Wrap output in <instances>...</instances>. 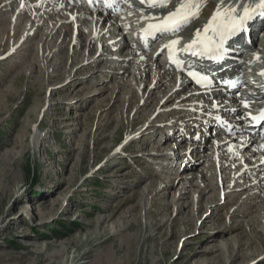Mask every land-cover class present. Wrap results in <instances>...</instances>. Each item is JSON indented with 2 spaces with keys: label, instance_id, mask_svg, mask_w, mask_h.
Here are the masks:
<instances>
[{
  "label": "rangeland",
  "instance_id": "1",
  "mask_svg": "<svg viewBox=\"0 0 264 264\" xmlns=\"http://www.w3.org/2000/svg\"><path fill=\"white\" fill-rule=\"evenodd\" d=\"M7 1L0 0V6L7 5ZM32 1L33 4L18 17L16 15L26 4L25 0H14L11 8L0 11V38L9 34V29L12 32L13 22L18 23L17 31L24 25L27 28L32 25L35 29L36 22L42 23L38 33L29 43L22 44L18 53L7 56L6 46L0 48V153L7 155L4 157L6 162L0 165V192L4 185L10 188L6 195H0V254L31 252L32 255L21 258L20 262L27 264L35 256L33 249L44 254L59 250L61 254L57 258L61 260L76 247L80 253L89 251L85 256L110 249V257L115 258L123 253L119 249L122 242L123 246L132 248L129 264H153L154 259L160 264H219L218 258L210 255L213 253H203V249L216 244L218 239L232 246V249L223 246L220 250L221 264H229L228 256L236 252L237 243L242 246L248 243L240 250L245 255L250 254L252 248L264 251V225L257 223L251 226L249 221L264 212V188L245 216L240 210L243 205L241 197L246 193L218 200L217 189L220 191L222 185L214 184L213 188H208L197 184L211 175L207 168H214L211 146L215 130L212 129L210 134L203 129L187 131V116H181L182 122L176 126L171 125L178 117L177 113L170 111L173 108L170 105H174L176 98L162 104L158 102L161 89L151 88L148 84L161 54L158 52L154 56L155 65L144 68L130 60L128 64H110L113 72L104 63L82 69L79 67L82 63L79 62L80 54L59 48L65 43L57 35L52 39L54 41H46L47 50L52 47L48 54L43 49L36 52L37 45L32 46L34 50L30 54L28 45L45 44L40 36L45 37L47 24L59 18L55 14L48 17L43 13L45 5ZM94 21L86 10L82 24L67 22L65 40L74 26L79 33L74 32L73 37L76 34L84 37L90 28H94ZM137 23L139 19L126 22L120 32L107 22L105 29L109 30L110 40L118 42L124 34L134 32ZM263 39L264 28L258 40H254L253 48L259 49L264 44ZM155 44L152 43L149 49L145 47L144 51L150 53ZM84 52L91 58L93 49L88 48ZM124 54L125 49H122L121 57ZM21 60H24L22 65ZM39 62L41 64L37 65ZM118 67L120 70L116 71ZM125 67L128 72H123ZM134 71L138 74L135 75ZM171 72L176 73L172 69ZM111 75L121 77L116 79ZM126 90L134 94L132 100L127 98ZM144 98L149 100L147 105L140 102ZM139 105H143L144 111L143 108L136 111ZM145 121L151 122L150 125H145ZM179 124L185 127L182 129ZM136 130L141 131L136 140L129 141L125 151L115 152L125 143L126 135ZM175 130L188 136L195 131L202 135H190L189 140L179 141L174 138ZM36 134L40 138L35 141L33 136ZM166 134L165 141L155 142ZM242 134L248 135V132L243 131ZM199 143L200 150H191V145ZM160 144L162 150L156 152L155 147ZM172 147L179 152L186 149L191 154L185 156V160L182 152L178 158L183 157V161L176 158L167 164L154 158L156 154L162 157L161 152ZM231 168L226 164L225 171ZM185 173L193 174L188 178L196 183L188 184L183 178L177 180L176 174ZM4 178H7L5 183L2 182ZM171 178H174L176 186L158 194L162 182ZM151 182L154 183L150 187ZM182 186L186 190L182 196L176 197L175 193ZM192 187H201L202 198L194 199L190 191ZM15 192L19 193V199H14ZM193 202L200 206L190 214L192 206L189 205ZM176 203L184 210L182 213L176 211ZM232 209L238 211L233 212ZM106 216L110 219L103 221ZM175 217L177 222L173 223ZM98 218L101 227L94 223ZM161 221L160 230L152 227L154 223L160 225ZM122 222H126V227L120 236L125 237L108 238L107 232L114 228L115 223ZM126 235L132 238L129 240ZM81 239L83 244H79ZM167 242L170 244L165 251ZM63 246L66 247L64 251L61 250ZM113 247L117 255L112 252ZM40 258L41 255L37 256ZM83 260L86 258H80L81 262ZM235 260L236 263L239 261L238 264H264V259L256 253L245 257L244 261L240 258ZM47 261L48 258H44L40 264ZM16 262L10 261L11 264Z\"/></svg>",
  "mask_w": 264,
  "mask_h": 264
},
{
  "label": "bare ground",
  "instance_id": "2",
  "mask_svg": "<svg viewBox=\"0 0 264 264\" xmlns=\"http://www.w3.org/2000/svg\"><path fill=\"white\" fill-rule=\"evenodd\" d=\"M25 1H26V4L24 5V7H22L20 9V12L17 13L16 17L20 16V14L22 12L26 11L28 6H31L33 4L32 0H25ZM72 1H73V3L70 2V0H36L35 3H40V4L45 5V11H43L44 14L49 15L48 17H51L52 15L55 14L59 18L56 20H51L50 22L53 21V23L47 24V26L45 27V30H47L48 33H46L44 35L45 37L42 38V36H40V38L42 39L41 41L44 42L45 44H40V45H38V43H36V44L32 43L31 45L29 44L27 47V49L29 50L28 53L31 54L32 50H34V48L32 49V46L37 45L36 52L43 49L44 53L48 54L50 52L49 48H52V47H49L47 50L48 44L46 45V41H47V39H48L49 43L54 41L52 39H54V36L57 35V36H60L62 38L61 41H63L65 43V45H63V47L62 46L59 47L60 45H58L57 48L58 47L59 48H66V49L71 50L72 53L80 54L79 55L80 56L79 62H82V63L79 67H81L82 69H85L87 67H92V66L97 67L99 64L104 63V64H107L106 67H108V70L113 72L110 64H114V63H116V64H128V62L130 60H134L133 61L134 64L137 63V65H141L143 68L145 66H153L156 63L154 56H157L158 52L163 51V55L160 57V59H157L159 61H157L158 63L156 64L155 69L153 70V74L151 75V79H149L148 84L151 88L158 87L161 89L160 90L161 94L158 96L159 97L158 102H160V103L163 102L162 104H166L171 99L176 98V100L174 101V105L173 104L170 105L171 107H173L170 111L173 113H177L178 117L175 118L177 120L174 123H171V125L173 127L176 126L177 123L182 122L181 116H187L186 121H188L187 124L189 123V125H188V128H186L184 126L185 129H187V131H193V129L202 130L203 128H204V130H208L210 128V126L214 125V122H216L215 121L216 118L221 117V118H225V120L226 119L231 120L232 128L235 127L238 130H241V131H237V132H234V133H231L228 135H226V134L219 135V133H218L214 136V139L212 141L214 143H212V146H211L212 147L211 157H212V163H213L214 168L210 169V170L207 168V171L211 172V175L206 177L204 180H200L201 182L197 183V184L198 185L200 184L201 186H206L208 188H213L214 184H217L218 187L220 185H222V188L220 189V191L217 189L218 198H219L218 200H222V198L227 197V196H232V195L235 198L239 195H245V193H246L245 197H241V202L243 205H241L242 210H240V212L242 214H244L245 216H247L246 213L249 212L250 205L252 203H254L257 199H259V196H258L259 192L263 190L261 188H264V186H263L264 185V123H261V124L256 126L253 124V120L251 118H249V116L241 118L243 116V114H245V113L250 114V113L255 112V110L253 109L252 106L250 108L246 109L243 107L242 104H238L239 107H236L235 110H233L232 112L231 111H225V108L230 107L229 105L232 106V104H230L229 102H225L224 100L219 98L221 91L218 90V88L212 87V88H207V89H198L193 85L191 80L186 77L185 73H183V72H178L175 74L172 73L171 69L173 70L174 67L172 64L170 65V62L168 61L167 56H166V47H164L166 45L167 40L179 39V41H180L179 42V47H180L179 49H183L184 46L182 47V44H181L183 42V40L184 39H190V42H191L194 38V34H195L196 30L197 29H201V30L203 29L204 25L207 24V22H208L209 18L211 17L214 9L216 8V5L219 2V0H206V6L203 7L199 17L192 20L186 27H184L179 32H177L175 34L166 33V34L160 35L158 38L159 42L156 43V45L154 47H152L153 49H152V51H149L150 53H147L146 51H144L145 47L140 43L139 39L136 40L134 38V32L136 30H138L137 32L141 31L142 30L141 28L144 27L145 22L137 24L136 28H135V26H134V28L132 27L134 29V32L131 31V33H130V31H129L127 34H124L123 38L120 41L116 42L114 40H110L109 36H111V35H110V33H108L109 30L105 29L107 22H109V26H112L116 30H118V31L120 30V32H122L126 26V22L128 20H131L130 18H128V19L122 18L121 19V18L116 17V16L115 17L106 16V17L101 18L100 16L99 17L97 16L95 19L94 25L92 24V26H94V28H90L84 37H78V36H76L77 34L75 35V37H73L74 32L79 33V29L78 28L75 29V26H74L73 30L69 34L67 40H65L64 37H65L66 30L68 31L67 22L71 23V21H72L74 25L80 24V23L82 24L84 15H86V4H85L84 0H72ZM133 2H136V4H139L140 6H142V8L152 10V11H155L157 13H164V14L166 13L167 14L168 12L172 11L177 5H179L181 3V0H173L170 4L167 5V7H156V8H149L147 6V4L142 3L141 0H134ZM242 2L249 3L250 5H252L254 7L253 3L259 2V0H242ZM6 3H8V4L7 5L4 4V6L3 5L0 6V11L1 10L5 11L6 9L11 8L12 4L14 3V0H9ZM225 3H227V0H225ZM34 7H37V6L35 5ZM29 9H32V8H29ZM35 15H36V13H35ZM60 15H62V16H60ZM63 15H66L67 17H63ZM1 16L2 15L0 14V18H1ZM158 17L161 18L160 16H158ZM56 22L57 23L60 22V23L57 25ZM258 22L259 21H256L255 23H251L249 21L247 22L249 24L251 32L255 31L256 27L254 24H257ZM100 23H101V25L99 26ZM130 25H132V24H130ZM195 25H198V26L195 28ZM16 26H18L17 21L13 22V24H12V27L14 28L12 30V32L10 33V29H9L7 31V32H9V34H7L4 38L3 37L0 38V48H1V46H3V48L6 46V49L9 51V54L7 56H11L13 54L18 53L22 44L27 43V42L29 43L33 39L35 34H37L38 31L41 29L42 23L40 21L36 22V28L35 29H33L32 25L29 28H27L24 25L23 27H21L19 29V31H17ZM80 26H82V25H80ZM2 29H4L3 25H2ZM191 30H193V31L191 33H189ZM14 34H15V36H14ZM202 37H203V33H202L201 38ZM94 43H95V47H94ZM52 46H53V44H52ZM83 47H85L84 51L88 48L93 49L91 58H88V56H87L88 53L86 54L82 50ZM115 49H117L118 51H113ZM122 49H125L126 54H124V56L121 57V50ZM154 53H156V55H154ZM178 53L184 54L185 52L184 51H178ZM248 57L249 58L247 60H250V61L252 60L251 62L254 65L260 66L259 68H256V70L264 71V69H263L264 68V44L259 49L252 48L249 51ZM23 63H24V60H21L20 65H22ZM260 63H263V64L261 65ZM40 64L41 63L39 62L37 65H40ZM239 69L242 72H244V74L246 73V75L247 74H252V75L257 74V72H255V67H253V66L247 67L246 65H244V66H240L237 70H239ZM101 70H103V69H101ZM119 70H120V68L118 67V69H116V71H119ZM124 71L128 72L129 70H128V68L125 67L123 69V72ZM233 71H235V70H233ZM60 73L61 72H58V74H60ZM134 74L137 75L138 71H134ZM69 76H70V72L67 73V77H69ZM111 77L118 79L121 76L111 75ZM243 81H245V80H243ZM244 89H246V88H244ZM126 95H127V98L130 100H132V98L134 97V94L132 92L128 93V91H127ZM137 98H138V96H137ZM229 100H231V98H229ZM140 102H142L143 105L145 103L147 105L149 100L147 98H144L143 100L141 99ZM214 104L217 106L213 107ZM143 105H141V107H140V105L137 106L138 108L136 109V111L140 112L142 110L141 108H143V111H144L145 108L143 107ZM156 107H160V106L156 105ZM227 108H226V110H227ZM225 114H228V115L226 116ZM232 114H235V115H232ZM153 120L154 119H152V121ZM150 123L151 122L145 121V125L147 124V126L150 125ZM217 126H218V124H217ZM180 128H182V126ZM218 129H221V127L219 126ZM176 131H178V130H175V132L173 133L174 138L179 139V141H183L185 139L189 140L190 135L195 136V137L202 135L199 131H197V132L195 131L194 134H190L189 136L186 134L185 135L182 134L180 131H178L176 133ZM243 131L248 132V135H243L242 134ZM140 132H138L136 130L134 132L127 134L125 143L122 146H120L118 149H116L115 152L120 153L121 151H125V149H127L128 142L129 141H135L136 138L138 137V133H140ZM258 133H259V135H258ZM254 136H257V137L253 138ZM166 137H167V134L164 135L163 137L157 138V140H155V142H157L159 144L164 139H166ZM39 138H40L39 134H36L33 136L34 140L35 139L38 140ZM238 139H240V140L236 141ZM164 143L166 144V142H164ZM161 145L162 144L155 147L156 152H158V150H159V152H160V150H162ZM176 146H177V144H176ZM191 146H192L191 150L198 151L201 148V143L193 144ZM15 151L16 150H14V153H15ZM182 152H183L184 157L190 156V154H191V153H188L186 151V149H184V151H182ZM182 152H179L177 148L172 147L171 149H166L165 151L161 152V154L163 153L161 155L162 157H158L156 154L154 156V158H158L159 163H163V164H167L168 162H171L172 160H174L176 158H177V160L179 159V161L181 162L184 160V158L183 157L178 158V154H180ZM6 156L7 155H5L4 152L0 153V165L4 164V162H6V161H4V157H6ZM186 157H185V160H186ZM226 164H228V166L232 167L228 171H225ZM175 165H177V163L174 164V167H175ZM2 171H3V169H2ZM189 174H190L189 177L193 176V174H191V173H189ZM189 174L188 173L176 174L177 180L179 178H181V179L183 178L188 182V184L189 183L195 184L196 183L195 181H191L188 178ZM204 174H206V173L204 172ZM207 175H209V174H207ZM158 177H160V175ZM6 180H7V178L6 179L4 178V180L2 182L5 183ZM153 183L154 182H151L149 184V186L150 187L153 186ZM180 183H182V182H180ZM182 185H185V184L182 183ZM175 186H176V182H175L174 178H171L167 181L162 182V184H161V186L157 192H158V194L159 193L164 194V191H166L169 188L175 187ZM200 189H201V187L199 189H198V187H196V188L192 187V189L190 188V191L193 193L194 199L195 198H197V199L202 198L203 195H201L202 192H200ZM241 189L245 190V191H241ZM1 190H2V192H0L1 193L0 195L2 196V195H6L10 191V188L8 186L4 185L3 187H1ZM185 190L186 189L183 188V186H182L181 189L178 190L177 193H175L176 197L182 196L183 191H185ZM14 194H15L14 199H19V195H18L19 193L15 192ZM174 200H176V199H174ZM151 202L153 204L156 203L154 200H151ZM33 204L35 205L36 203H33ZM1 205H2V201L0 200V207H1ZM175 205H176V211L177 212L182 213L184 211V210H182V208L180 207L179 204L176 203ZM189 206H192V210H191L192 212H190V214H192L194 212V209L197 210L199 208L200 204L196 205L193 202V204L189 205ZM238 209L237 210L232 209V210L234 212V211H238ZM261 214L262 215L259 214V216H255L252 220L251 219L249 220L251 223L250 224L251 226H256L257 223H262L264 225V212H262ZM5 215H6V212H5L4 216ZM11 218H12V216H11ZM108 219H110V217L106 216L103 218V221H106ZM175 221H176V217L173 219V223ZM94 223L97 224L98 227L102 226L99 218L96 219L94 221ZM129 223L127 224V226L129 225ZM125 224H126V222H122L119 224L115 223L114 228L111 231L107 232L108 238H111L114 236H119L121 238L125 237L122 234H121L122 236H120L121 231L123 230V228L126 227ZM161 225H163L162 221H161L160 225H158L157 223L152 224V227L154 229L160 230L159 227ZM102 230L105 231L104 228ZM126 236L129 237V240L132 238V237H130L131 235H126ZM89 237L90 236L88 235L87 239H89ZM80 241H81V243H79V244H83L82 243L83 240L81 239ZM127 242H128V240H127ZM215 243L216 244H213L209 248L203 249V251H204L203 253H205V252H207L205 254L213 253V254H210V255H212V258L213 257L218 258V262H219V264H221L223 258H222V255L220 253V250L223 248V246H225L226 248H229V249H232V246L229 244V242H223V241L218 240V239ZM79 244H77V245H79ZM120 244H121V246H119V249H120V251L123 252L121 255H117L116 249L114 247L112 248V252L117 255V257H115V258L110 257V254H109L110 249H106L105 252L96 253L94 256H88V255L85 256L89 251L80 253L78 248L75 247L72 252H70L69 254L67 253V255L64 256L61 260H59L57 258L61 254V252L59 250H53L52 253L44 254L43 251L33 249L32 251H34L35 256H34L33 260L32 261L30 260L27 264H40V260H42L44 258H48V261L45 264H129L130 259L132 258V254H133L132 248L130 246H128V247L123 246L122 242H120ZM169 244H170V242L165 243V245H164L165 251H168V245ZM247 244L248 243H246L242 246L241 244L237 243L236 252L231 253L228 256V260L230 259L228 262L229 264H238L239 261L236 263V260H235L236 258H240V261H244L245 257L252 256L255 253L264 259V251L259 252V250L257 251L255 248H252V252L250 254H246V255L242 254L240 252V250L243 247L248 246ZM162 248H163V246H162ZM65 249H66V247L63 246V248L61 250L64 251ZM30 253L31 252H24V253L5 252L4 254L1 253L0 254V264H11L10 263L11 260L18 261V262L13 263V264H24L23 262H20L21 258H26L28 255H32ZM236 254H238V255H236ZM39 255H41V258L37 259V256H39ZM84 257L86 258V260H83L81 262L80 258H84ZM246 260H247V258H246ZM153 264H160V261L154 259ZM185 264H187V263H185Z\"/></svg>",
  "mask_w": 264,
  "mask_h": 264
},
{
  "label": "snow or ice",
  "instance_id": "3",
  "mask_svg": "<svg viewBox=\"0 0 264 264\" xmlns=\"http://www.w3.org/2000/svg\"><path fill=\"white\" fill-rule=\"evenodd\" d=\"M146 3L149 8L167 7L170 0H141ZM206 6V0H181L172 11L168 12L163 18L150 15L149 20L156 21L149 23L144 31H151L152 38L157 34H175L186 27L192 20L199 17L203 7ZM256 15H264V0H259L254 7L242 0H219L207 24L203 29H197L191 42L184 45L183 49L175 48L179 44V39L170 41L164 47L169 50V60L173 61L174 53L184 51L194 56H222L225 52V42L232 36L242 32L249 20ZM203 33V41L206 46L201 47V36ZM176 63L180 61L175 60ZM197 75V74H194ZM264 75V71L260 73ZM202 79H205L202 77ZM199 82V81H198ZM244 108L251 107L248 100L241 101ZM217 105H213L216 107ZM245 113L241 118L247 117ZM251 119L259 122L264 121V111L259 116L251 117Z\"/></svg>",
  "mask_w": 264,
  "mask_h": 264
}]
</instances>
